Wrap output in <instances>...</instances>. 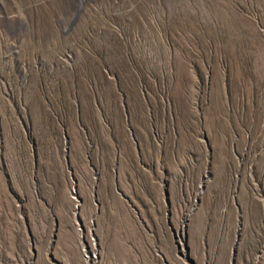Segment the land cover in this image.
Returning <instances> with one entry per match:
<instances>
[{
    "label": "rangeland",
    "instance_id": "obj_1",
    "mask_svg": "<svg viewBox=\"0 0 264 264\" xmlns=\"http://www.w3.org/2000/svg\"><path fill=\"white\" fill-rule=\"evenodd\" d=\"M0 0V264H264V0Z\"/></svg>",
    "mask_w": 264,
    "mask_h": 264
},
{
    "label": "water",
    "instance_id": "obj_2",
    "mask_svg": "<svg viewBox=\"0 0 264 264\" xmlns=\"http://www.w3.org/2000/svg\"><path fill=\"white\" fill-rule=\"evenodd\" d=\"M79 2H81V1L79 0Z\"/></svg>",
    "mask_w": 264,
    "mask_h": 264
}]
</instances>
